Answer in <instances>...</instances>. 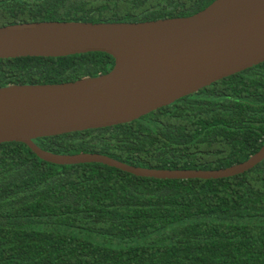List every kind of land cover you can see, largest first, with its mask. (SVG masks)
Here are the masks:
<instances>
[{"label":"trees","instance_id":"obj_1","mask_svg":"<svg viewBox=\"0 0 264 264\" xmlns=\"http://www.w3.org/2000/svg\"><path fill=\"white\" fill-rule=\"evenodd\" d=\"M214 1L0 0V27L184 18ZM113 64L104 53L0 59V88L74 82ZM33 142L146 169L239 164L264 144V63L130 123ZM0 264H264V159L226 179L158 180L0 144Z\"/></svg>","mask_w":264,"mask_h":264},{"label":"water","instance_id":"obj_2","mask_svg":"<svg viewBox=\"0 0 264 264\" xmlns=\"http://www.w3.org/2000/svg\"><path fill=\"white\" fill-rule=\"evenodd\" d=\"M104 53L106 74L74 82L0 88V144L21 143L58 166L101 164L140 178L216 180L254 168L156 170L107 156L53 154L33 141L127 124L234 74L264 63V0H215L184 18L138 23L33 22L0 27V59Z\"/></svg>","mask_w":264,"mask_h":264}]
</instances>
